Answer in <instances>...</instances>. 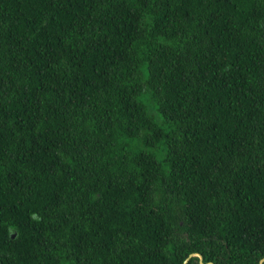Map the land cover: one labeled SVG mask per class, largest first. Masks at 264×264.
Returning a JSON list of instances; mask_svg holds the SVG:
<instances>
[{"label":"trees","instance_id":"obj_1","mask_svg":"<svg viewBox=\"0 0 264 264\" xmlns=\"http://www.w3.org/2000/svg\"><path fill=\"white\" fill-rule=\"evenodd\" d=\"M263 257L264 0H0V264Z\"/></svg>","mask_w":264,"mask_h":264},{"label":"rangeland","instance_id":"obj_2","mask_svg":"<svg viewBox=\"0 0 264 264\" xmlns=\"http://www.w3.org/2000/svg\"><path fill=\"white\" fill-rule=\"evenodd\" d=\"M146 104H148L146 102V100L144 101ZM149 112L153 115V117L157 120V121H160L161 120V117L159 115V113L152 107L149 108Z\"/></svg>","mask_w":264,"mask_h":264},{"label":"water","instance_id":"obj_3","mask_svg":"<svg viewBox=\"0 0 264 264\" xmlns=\"http://www.w3.org/2000/svg\"><path fill=\"white\" fill-rule=\"evenodd\" d=\"M263 262H264V257L260 259L258 264H262ZM202 264H204V263H202Z\"/></svg>","mask_w":264,"mask_h":264}]
</instances>
